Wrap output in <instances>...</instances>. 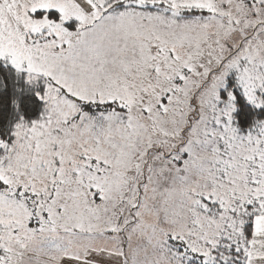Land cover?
Instances as JSON below:
<instances>
[{
  "label": "snow or ice",
  "instance_id": "6c2138e0",
  "mask_svg": "<svg viewBox=\"0 0 264 264\" xmlns=\"http://www.w3.org/2000/svg\"><path fill=\"white\" fill-rule=\"evenodd\" d=\"M0 264H264V0H0Z\"/></svg>",
  "mask_w": 264,
  "mask_h": 264
}]
</instances>
